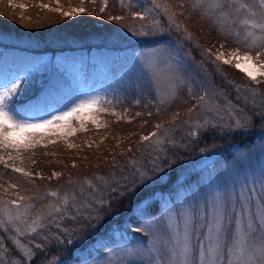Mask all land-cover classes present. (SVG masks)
I'll return each instance as SVG.
<instances>
[{
	"label": "trees",
	"instance_id": "obj_1",
	"mask_svg": "<svg viewBox=\"0 0 264 264\" xmlns=\"http://www.w3.org/2000/svg\"><path fill=\"white\" fill-rule=\"evenodd\" d=\"M14 2L26 8H11L8 0H0L1 68L38 69L46 55L72 58L85 54L106 70L109 88L104 97L111 102L108 112L98 117L101 127L86 122V130L80 131L73 121V133L46 137L34 148L22 150L14 166L31 172V178L12 171L13 161L0 151L10 165L0 163V201L23 196L25 200L18 201L22 206L34 205L26 218L43 217V227L19 237L34 253L30 264H49V257L63 264L96 260L116 242L126 241V225L149 221L168 204L173 207L180 201H203L212 179L219 188L238 192L243 171L253 176L264 171L260 160L264 159V100H258L259 106L253 104L258 96L253 92L264 95V78L259 77L257 84L235 67L215 61L221 44L225 54L237 48L244 53L252 43V37L245 40L249 31L264 35L251 27L252 21L264 23L260 0H227L222 9L226 16L206 5L194 8L197 0H156L161 8H156L153 0H107L106 6L105 0H95L94 4L85 0L86 13L71 19L38 6L55 8L56 0ZM241 4L246 7L240 8ZM60 5L69 10L80 6V0H60ZM101 7L105 8L103 13ZM137 13L144 19L137 18ZM172 13L175 23L169 22ZM114 16L122 19H110ZM245 20L251 22L244 24ZM185 28L192 39H186ZM139 31L147 35H136ZM13 39L23 44L2 42ZM158 48L178 62L185 77L177 81L174 99L163 98L157 80L141 63L142 54ZM205 49H211L213 55L205 54ZM256 50L249 54L255 55ZM32 85L14 101L20 113L44 114L67 89L61 80L52 81L47 88L45 84L41 88ZM229 107L241 117L243 127L214 120L220 110ZM212 109L219 112L212 114ZM113 110L120 116L111 115ZM211 116L209 127L203 126V120ZM158 124L162 125L159 130ZM153 132L156 137L142 139ZM157 139L163 143H154ZM258 147L261 153L257 155ZM197 163L205 165L194 169ZM54 172L60 175L54 177ZM141 172L148 173L151 181L141 182ZM13 184L15 188L10 187ZM49 191L58 192L60 198L47 195ZM65 196L67 204L63 203ZM50 205L54 207L50 209ZM6 227L8 232L0 229V261L24 264L22 251L13 244L17 234L10 225Z\"/></svg>",
	"mask_w": 264,
	"mask_h": 264
},
{
	"label": "snow or ice",
	"instance_id": "obj_2",
	"mask_svg": "<svg viewBox=\"0 0 264 264\" xmlns=\"http://www.w3.org/2000/svg\"><path fill=\"white\" fill-rule=\"evenodd\" d=\"M84 2L85 0H80V6L70 7L69 10L63 9L60 0H56L57 7L55 8L48 4L38 6L41 9L58 12L63 17L71 19L76 15L86 13L87 10L83 7ZM91 2L94 4L95 0H91ZM106 2L107 0H105V6ZM226 2L227 0H197L194 8L206 5L207 9L221 10V15L226 16L227 14L222 11ZM153 4L156 8H161L156 0H153ZM260 4L264 6V0H260ZM8 6L26 8L25 4L15 3L14 0H8ZM244 7L246 5H240V8ZM163 10L165 14H168L166 7ZM104 11L105 8L101 7L100 12ZM207 14L206 11L205 15ZM136 16L139 19H144V16L139 13ZM174 16L175 13L169 15L170 23H175ZM23 18L21 16V19ZM110 19L120 21L122 17L114 16ZM243 23L249 24L250 22L245 20ZM176 27L179 30L180 25L177 24ZM251 27L259 28L261 32H264V23L251 22ZM184 32L186 39H192L191 33H188L186 28ZM135 34L147 35L143 31ZM249 37H252V43L245 49L242 56L239 54L238 48L226 56L223 51L224 44H221L215 53V61L235 67L250 80L259 84L257 71L264 69V60H261V57L264 56V35L255 36L253 32L249 31L245 40ZM197 46L199 47V45ZM252 49H257L255 55L249 54ZM204 52L209 56L213 55L211 49H205ZM140 59L143 67L152 77L157 81L163 78L168 82L169 87L162 93L163 98L165 100L174 99L178 74L173 64L168 62V58L161 52H152L147 55L142 54ZM247 65H251V67ZM259 75L264 77V71H259ZM22 79H18L0 91V151L7 153L8 160L13 161L12 171L31 178L33 175L31 172L25 171L23 167L14 166L15 160L20 159L22 150L28 151L34 148L46 137L67 136L73 133L76 130L73 127V121L78 123L80 131L86 130V122H91L97 128L101 127L98 117L101 113L108 112L107 106L111 102L102 96H89L77 99L62 110L49 113L46 117L33 120L23 116L14 103L21 90ZM111 115L120 116L114 110ZM237 125L243 127L239 122ZM161 127L162 125H156L157 130ZM156 136L157 133L153 132L150 136H144L142 139L148 141ZM50 142L54 143L55 141L50 140ZM154 143L159 144L163 141L157 139ZM68 147L71 148L74 145L69 144ZM12 152H15L16 155L13 156ZM0 163L5 167L10 166L3 155H0ZM59 175L58 172L52 173L54 177ZM40 178L43 179L42 176ZM151 179L148 173H140L141 182L147 183ZM10 187L15 188L16 185L13 184ZM47 195L60 198L56 191H49ZM62 199L64 204L68 203L67 196ZM23 200L25 197L18 196V200L0 201V204L3 205L0 207V214H2L0 229L8 232L6 225L11 226L17 234L13 244L22 251L24 264H30L34 253L31 248L25 247L21 243L19 237L35 233L38 228L44 225L41 223L43 217L37 215L26 229L22 230L19 227V224L26 223L22 218L26 217L29 214V209L34 207L33 204L22 206L18 201ZM8 205H15V211L13 212ZM52 207L54 206H49L50 209ZM55 210L60 211L59 207H55ZM135 231L150 237V243L146 247L128 249L133 254L142 253V264H264V171L258 177L254 175L251 182L246 179L240 185L238 192L234 189H226L223 192L215 193L210 198H205L202 203H191L180 209L169 207V210L161 214L160 218L152 222L150 226L138 224L135 226ZM67 242L71 244L73 241L69 238ZM35 247L42 249L40 244H36ZM49 264H63V261L49 257Z\"/></svg>",
	"mask_w": 264,
	"mask_h": 264
},
{
	"label": "rangeland",
	"instance_id": "obj_3",
	"mask_svg": "<svg viewBox=\"0 0 264 264\" xmlns=\"http://www.w3.org/2000/svg\"><path fill=\"white\" fill-rule=\"evenodd\" d=\"M261 13L264 14V6L262 7ZM255 20L257 19L255 18ZM252 22L260 24L262 21L259 22V20H257V21H252ZM0 39L2 38L0 37ZM2 42L13 44V45L23 44L21 40H16V39L9 40V41L3 40ZM152 52H161L163 56L168 58V62L173 64V66L175 67L177 71L178 80L181 79V77H184L181 74L180 65L178 64V62H176L174 59L171 58V55L168 52H165L158 48V49L151 50L144 55H147ZM239 54L241 56L243 55V53L241 52H239ZM225 55L227 56L228 54H225ZM41 59H42L41 64H40L41 67H39L38 69L30 67L28 68V70H17V69L8 70L6 68L2 69L0 65V91H2L5 87L10 86L13 82L17 81L18 79L23 78L21 82V90L19 91L15 99L21 98L25 94V89L27 87H33L32 84H35L36 86L35 88L37 87L41 88L45 84L44 88H47L52 85V81L61 80V84L63 87H66L67 85L66 92L61 95L60 100L56 99L55 101L57 102L49 104L44 114L38 116L36 114H31V113H21L23 116L36 120V119L46 117L49 113L62 110L65 106L76 101L77 99L86 98L89 96H96V95L102 96V97L105 96L104 91L108 90L109 88L105 83V77L107 76V81L109 82L108 80L109 76L104 68L95 65L92 58L86 57L85 54H80L72 58H68L67 56L58 54V55H53V56L46 55V56L41 57ZM261 60H264V59H261ZM247 66L251 67V65H247ZM259 71H264V69H259L257 71V79L259 77H262L259 75ZM53 74L55 75L52 78ZM29 82H31L30 85H29ZM157 82L159 86L158 92H159V89L161 88V95H162V93L165 92V90L169 87V84L163 78H161ZM253 93H256L258 95L255 97L257 99L254 100L253 104L259 106L260 103L258 102V100L259 99L264 100V95L256 91ZM208 105H216V104L213 102ZM231 106L234 107L233 105ZM217 112L219 111L218 110L213 111L212 114L214 113L217 114ZM217 116L214 118V120L218 123H223L226 125L236 126L237 122H240L241 120V117L235 114V112L233 111L231 107H229L225 111L220 110ZM212 117L213 116H211V118L209 119L207 118V120H203V126L209 127V123H211L210 120L212 119ZM196 124H199V123H196ZM74 125L75 124L73 123V126ZM199 125H201V123ZM65 131H67V129H65ZM260 149L261 147H258L255 150V153H257V155L261 153ZM256 157H257V163H259L258 156ZM210 159L212 160L213 157H211ZM260 160L264 162L263 157H261ZM205 164H208V163L205 162ZM205 164L197 163L194 169L200 168L204 166ZM212 164H210L209 166H211ZM225 171H227L226 168H225ZM243 173L244 174L240 182L244 183L246 179L249 182H251L253 175H251L248 171H243ZM258 173L259 172L256 171L255 176H258ZM212 189L214 191L213 194L211 193ZM220 190L224 191V189L219 188L217 186V182H214V180L212 179V183H209L208 185V190H207L208 196L206 198H210L213 195H215V193L221 192ZM202 202L203 201H200L198 203H202ZM191 203H194V202L193 201H186V202L180 201L177 205H175L176 207L175 206L171 207V205L168 204L167 208L161 211L162 212L161 214L166 213L169 210V207H171L172 209H180V208L189 206V204ZM162 204H163V207L166 206V203L163 201H162ZM0 207H3V205L1 204ZM9 208H11L13 212L15 211V205L9 206ZM161 214L141 224L145 226H150L152 222H155L160 218ZM0 218H2V214H0ZM22 219H24L26 223L28 224H20L21 226L24 225L27 228V226L32 223V221L31 220L29 221V219H27L26 217H23ZM119 232L120 231H117V234ZM123 235H125L126 241L121 242V243L116 242L115 245L107 248V251L103 256L101 257L98 256V259L87 261L82 264H129V261H131V264H142V259H141L142 253L136 252L135 254H133V253H130L128 249H133V248L139 249L140 246L146 247L150 243V237L142 233L136 232L135 225H126L123 228ZM132 238H134V240Z\"/></svg>",
	"mask_w": 264,
	"mask_h": 264
}]
</instances>
